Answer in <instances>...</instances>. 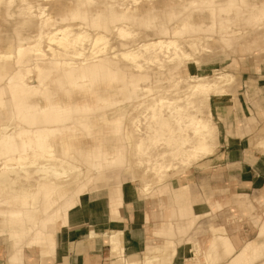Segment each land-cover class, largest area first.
<instances>
[{"label": "bare ground", "instance_id": "6f19581e", "mask_svg": "<svg viewBox=\"0 0 264 264\" xmlns=\"http://www.w3.org/2000/svg\"><path fill=\"white\" fill-rule=\"evenodd\" d=\"M4 18L15 21L16 33L14 42L0 45V237L13 251L8 264L54 260L60 230L117 168L131 174L136 164L142 172L134 173L136 194L148 197L166 174L181 173L179 164L213 156L212 98L235 103L228 69L264 39V0H0ZM5 35L0 28V41ZM187 47L200 57L191 61ZM219 52L232 55L227 69L189 71V65L200 72L217 58L230 60ZM161 91L167 93L151 102L147 94ZM128 105L149 115L134 122L146 132L134 144L135 161L122 139L127 135L131 144ZM75 172L81 183L69 179ZM110 194L111 210L120 216L121 190ZM229 205L227 198L211 200L205 216ZM240 229L216 225L199 251L207 253L219 239L230 264L262 260L258 242L235 253ZM116 234L119 240L110 239L116 264H133L121 252L123 233ZM159 258L148 255L143 264H162Z\"/></svg>", "mask_w": 264, "mask_h": 264}, {"label": "crops", "instance_id": "0c3cea01", "mask_svg": "<svg viewBox=\"0 0 264 264\" xmlns=\"http://www.w3.org/2000/svg\"><path fill=\"white\" fill-rule=\"evenodd\" d=\"M240 108L238 105L227 110L225 117L220 116L219 121L225 124L227 134L230 136L236 133L242 137L254 135L256 125L260 124L257 108H255L257 113H253L251 120L247 117L245 121L238 120L236 126L229 124V116ZM226 137L223 147L226 158L223 166L238 167L235 168L238 170L234 177L231 172L228 174L230 184L231 180H234L232 178H237L235 182L239 190L249 194L262 190L255 198V202L264 203L263 158H252L243 146L244 138L233 140L232 137ZM174 173L177 175V172ZM109 175L112 176L110 180L94 186L89 194L82 198L80 209L72 216L71 224L58 233L55 258L49 259L47 264H116L119 258L113 253L110 245L113 233H121V235L123 233L121 252L124 251L122 254L129 263L143 264L148 255L161 256V258L171 255L172 261L169 264H195L196 260L197 263L201 261V264H206L203 258L200 260L204 255L197 250L200 243H204L207 247L212 238V229L216 225L224 224L222 219L225 215L229 216L231 211L236 212L237 208L245 215L250 216L252 213L253 216L255 215L256 206L248 199L249 194H228L224 199L227 198L230 205L224 209L226 212L223 211L219 219L212 223L208 217L219 213L205 216L208 211L206 208L210 210L209 202L213 197L209 195L205 200L199 190V180L195 181L198 185L197 189L193 188V184L186 177L181 180L185 179L188 182L184 180L181 183L180 180V185L177 181L164 182L165 184L161 183L159 187L157 186L148 197H143L136 194L133 175L128 174L125 169H118ZM183 183L187 184L183 185ZM118 188L123 198L121 217L113 213L110 205V192ZM103 190L107 191L106 194L98 193ZM196 212L202 217L198 218ZM230 219V217L226 218L227 221ZM235 222L233 226L236 225ZM91 232L95 235L92 236ZM241 241L240 238L234 242L237 250L249 240L242 245ZM2 242L7 243L0 237V264H8L13 251L8 246L10 243L4 248ZM258 244L264 250V242L259 240ZM44 251L51 252L50 249ZM194 252L197 254L195 255ZM229 260L230 256L224 253V247L219 246L217 264H227ZM25 264L41 263L34 261Z\"/></svg>", "mask_w": 264, "mask_h": 264}, {"label": "rangeland", "instance_id": "374dc122", "mask_svg": "<svg viewBox=\"0 0 264 264\" xmlns=\"http://www.w3.org/2000/svg\"><path fill=\"white\" fill-rule=\"evenodd\" d=\"M14 20H8V19H0V28L2 29V31H4L5 38L6 40H2L0 41V45H4L5 42H14V38L16 37V33L14 31ZM2 23V24H1ZM261 47L256 49V52H245L243 56V59L238 58L237 61V66L236 68H229L228 72L231 73L232 75H234V79L231 83H229L231 87L230 89V95L233 97V99H235V103L232 104V101L230 98H228V101L222 102L220 104H218L219 100H215L212 98L211 101V106L213 109V112L215 114V118H211L213 119L212 121L208 122L209 123V127H211L212 129V141L214 140L215 143V154L213 156L210 157H206L204 159H201L200 161L194 162V163H190L188 165H182L179 164V170L181 173L174 175V171L168 173L169 177L164 179V182H172V181H177V183L180 185V180L184 177H186V179H188V181L190 183L193 184V188L197 189L198 185L195 182L196 180H199V190L201 191V193L204 195L205 200L206 198H208L209 195H212V199L216 200V199H224V197H226L228 194H249L246 191L243 190H239L237 183L235 182V179L237 178H232L234 180H231V184L229 182L228 179V174L229 172H231L232 177H234V175L236 174V169L235 167H230L229 166H223L224 164V160H225V154H224V143H225V137H229V138H233V140L239 139L241 140L242 138H244V148H246L249 152V154L252 155V158H263V162H264V147L263 146H259L258 143L264 141V39H261ZM263 48V50H262ZM2 49H4V47L2 46ZM186 52L188 54L194 55L191 59V61H194L196 57H200L199 55L195 54V52L190 48L187 47ZM225 54L227 55L230 60L226 61L224 60L223 57L221 58H217L214 62L205 65L203 67V70L200 72H197L194 66L189 65V71L192 74H200V75H212V71L214 69H227L229 65H231L233 63V59L232 55H229L227 52H219L218 54ZM169 56V54L167 55ZM214 57H219V56H214ZM208 58V57H206ZM166 60V59H165ZM167 63V62H166ZM204 64H207L206 61H204ZM215 65V66H214ZM210 66V67H209ZM219 66V68H218ZM247 83V85H246ZM187 90V88H186ZM246 90H247V95H246ZM167 92L161 91L157 94H150L148 93V98L152 101H155V99L159 98V97H163L164 94H166ZM166 96V95H165ZM172 97V96H169ZM252 102H251V100ZM194 104L199 105V99L198 97H195L193 99ZM228 102V103H227ZM182 105H185V102L182 103ZM231 105V106H230ZM238 105H240V110L236 111L235 113H233L232 115L229 116L228 118V122L229 124L236 126L238 120H243L245 118H249L250 120L252 119L253 113L255 114V112L257 113L256 109H259L258 115H259V121L260 124L256 125V132L254 135L248 136V137H242L240 134L236 133V135H228L225 124L222 123L221 121H219L221 118L220 116L223 115V117H225V115L227 114V110H231L235 107H237ZM225 110V112H224ZM208 109L206 108L205 113H207ZM231 114V113H229ZM125 118H126V122L128 123V128L131 131L130 133H132V138L129 137V140L131 139V144H128V138L127 135L123 136V142L126 143L127 145V150H128V157H133V161L134 160V144L136 142H138L140 139H143L142 136H145L146 132L143 133H139L137 131L136 125L134 124V122L137 121V123L139 121L144 122L145 120L149 119V115L146 113L144 108H136L132 105H128L127 106V112L125 113ZM203 119H206L208 117V115L203 114L200 116ZM210 119V117L208 118ZM140 123V122H139ZM144 128H146V125L143 126ZM129 136V135H128ZM226 137V138H227ZM259 141V142H258ZM213 143V142H212ZM220 143V145H219ZM257 143V145H256ZM254 147L255 149H251L252 147ZM156 156V158L158 160H161L160 158L157 157L156 153L154 154ZM155 158V157H154ZM256 159V160H257ZM153 160V157H152ZM62 161V160H61ZM64 162V161H63ZM61 165L66 166V169H70V165L69 161H67L66 163H63ZM165 164H168L167 161H162ZM150 166L156 164L155 162L153 163H149ZM85 167L84 164H81ZM80 166V165H79ZM121 168H125V166L119 167L117 169H121ZM139 167L136 164H132V172L131 175H133V178L135 179V172H139L142 174L141 171H139L138 169ZM238 168V167H237ZM231 169V170H230ZM85 170V168L83 169ZM115 170V169H114ZM136 170V171H135ZM83 172V171H82ZM131 172V171H130ZM238 172V171H237ZM84 173V172H83ZM82 173V174H83ZM183 173V174H182ZM81 174V175H82ZM168 174H166V176H168ZM77 179L80 180V183L83 181L82 177H78V173H73L69 179L75 181ZM185 180V179H184ZM181 180V183L182 181ZM63 180H59V181H54L52 184H56V183H62ZM185 180V182H188ZM138 183V182H136ZM136 183H133L135 185H137ZM164 183V184H165ZM138 186V185H137ZM106 190H103L101 192L98 193H104L106 194ZM262 192V190L260 191H255L253 193L249 194L248 199H250V201L252 203H254V205L256 206L255 208V215L248 216L243 214L242 212H239L238 208L236 209V212H232L229 216L224 217V219H222L223 221H225L226 223L228 222V225H232L233 226V222H235L236 225L233 226V228H235L236 226H238V224H240L241 229L240 231L237 232V239L239 240L240 238L242 239V241L240 242V244L242 245L244 242H246L244 245H248V244H257V242L259 240H261V242H264V234H260L261 232V226L262 224H264V203L263 202H255V198ZM204 200V201H205ZM237 207V206H236ZM226 212V211H224ZM219 212V214L214 215L213 213H215V211H212L210 214H213L211 217H208L209 220L213 222H215L217 219H219V216H221L223 213ZM230 217V220H226V218ZM219 221V220H218ZM257 222V223H256ZM219 224V223H218ZM260 228V229H259ZM236 233V232H235ZM240 234V235H239ZM119 237V234L113 233V236L111 238L114 239H118L117 237ZM116 237V238H115ZM119 240V239H118ZM225 242H223L222 240H215L213 242V246L212 248H210L208 250L207 253H204V257H201L200 260H202V258L205 260L206 264H217L219 262V246H223L224 247V253L225 252ZM2 247L6 248L7 247V243L2 242ZM243 245V246H244ZM201 255L202 252L199 251V249L197 250ZM239 252L236 251L235 253ZM195 253V252H194ZM234 253V254H235ZM196 255V253H195ZM156 257V256H154ZM233 257V256H232ZM5 258V257H4ZM172 256L171 255H165V257H163L161 259L163 261L162 264H169L172 261ZM196 258V257H195ZM231 263V257L230 260L227 264ZM260 263H264V258L260 261H258L255 264H260ZM156 264H159V262H157ZM195 264H201L198 262L197 260L195 262Z\"/></svg>", "mask_w": 264, "mask_h": 264}]
</instances>
